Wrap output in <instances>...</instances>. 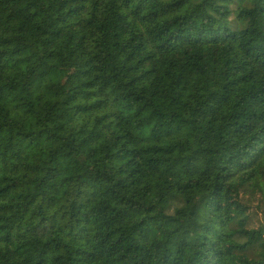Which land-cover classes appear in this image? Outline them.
I'll use <instances>...</instances> for the list:
<instances>
[{"label": "trees", "instance_id": "obj_1", "mask_svg": "<svg viewBox=\"0 0 264 264\" xmlns=\"http://www.w3.org/2000/svg\"><path fill=\"white\" fill-rule=\"evenodd\" d=\"M0 0V264H264V7Z\"/></svg>", "mask_w": 264, "mask_h": 264}, {"label": "rangeland", "instance_id": "obj_2", "mask_svg": "<svg viewBox=\"0 0 264 264\" xmlns=\"http://www.w3.org/2000/svg\"><path fill=\"white\" fill-rule=\"evenodd\" d=\"M251 0H227L226 7L231 12L229 17V22L232 27H239L240 24L238 23V14L243 8H250ZM159 4V0H153L150 2H146L141 7V14L146 13L150 8L157 6ZM261 4L264 7V0H261Z\"/></svg>", "mask_w": 264, "mask_h": 264}]
</instances>
